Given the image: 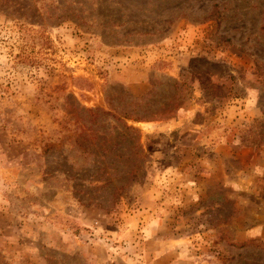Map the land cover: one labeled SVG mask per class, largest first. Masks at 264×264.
<instances>
[{"label": "rangeland", "instance_id": "rangeland-1", "mask_svg": "<svg viewBox=\"0 0 264 264\" xmlns=\"http://www.w3.org/2000/svg\"><path fill=\"white\" fill-rule=\"evenodd\" d=\"M0 264H264V0H0Z\"/></svg>", "mask_w": 264, "mask_h": 264}, {"label": "trees", "instance_id": "trees-1", "mask_svg": "<svg viewBox=\"0 0 264 264\" xmlns=\"http://www.w3.org/2000/svg\"><path fill=\"white\" fill-rule=\"evenodd\" d=\"M105 1H103L104 3ZM103 7V8H102ZM100 6L99 8L95 10L88 11H82L81 15L77 13V16H82L81 23L83 26L87 24L88 30L90 28H93V32L97 30H101L102 35L106 34H119L124 33V36H137L144 38L145 36H152L156 34V30L149 31L147 22L143 19H132L130 16L131 12L128 14H125V11L105 6ZM81 11V10H80ZM85 12V14H84ZM167 19H164V22H166ZM169 21V19H168ZM92 22V23H89ZM82 25L78 24V26ZM151 28V27H149ZM119 30V32H118ZM109 31V32H108ZM104 35V36H105ZM119 36V35H118ZM126 43H132L131 41L127 40Z\"/></svg>", "mask_w": 264, "mask_h": 264}]
</instances>
